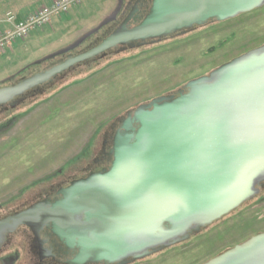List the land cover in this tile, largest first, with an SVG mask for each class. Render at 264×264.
<instances>
[{
  "label": "water",
  "instance_id": "water-1",
  "mask_svg": "<svg viewBox=\"0 0 264 264\" xmlns=\"http://www.w3.org/2000/svg\"><path fill=\"white\" fill-rule=\"evenodd\" d=\"M118 1L98 27L32 66L79 49L111 25ZM140 3L100 44L12 86L2 87L25 69L0 82V116L21 108L30 93L42 95V87L111 53L183 38L264 8V0H152L149 13L134 25ZM114 123L120 126L111 139L109 169L72 181L53 203L0 217V258L10 237L26 227L41 258L49 256L41 239L48 229L74 252L64 264H136L189 242L257 199L264 190V44ZM203 264H264V232Z\"/></svg>",
  "mask_w": 264,
  "mask_h": 264
},
{
  "label": "rangeland",
  "instance_id": "rangeland-1",
  "mask_svg": "<svg viewBox=\"0 0 264 264\" xmlns=\"http://www.w3.org/2000/svg\"><path fill=\"white\" fill-rule=\"evenodd\" d=\"M52 1L0 0V26L8 14L29 16ZM116 7L117 0H86L16 42L0 54V82L74 44ZM263 44L264 8L183 38L114 55L98 62L96 72L69 76L35 106L18 110L22 115L0 133V215L60 173L72 174L86 165L100 149L104 132L128 110L177 91ZM261 232L264 193L189 242L136 264H203Z\"/></svg>",
  "mask_w": 264,
  "mask_h": 264
},
{
  "label": "flooded vegetation",
  "instance_id": "flooded-vegetation-1",
  "mask_svg": "<svg viewBox=\"0 0 264 264\" xmlns=\"http://www.w3.org/2000/svg\"><path fill=\"white\" fill-rule=\"evenodd\" d=\"M137 1L138 0H123L116 20L108 27L102 29L97 35H94L89 40H87L79 49H76L75 51L63 57H59L55 60H51L40 65L39 69H35L31 72L27 71V73L23 71L20 75H17L13 81L6 83L2 87L12 86L23 78H28L33 75L42 73L45 70L60 65L69 57L79 55L80 53L85 52L87 49L100 44L103 39L110 35L113 30H115L124 21V19L127 17L130 10ZM151 4L152 0H141V3L139 4L140 11L138 13V19L136 24L134 25H138L149 13ZM128 6L129 8L127 9ZM118 7L119 1L117 0V7L114 12L117 10ZM112 56H114V54L111 53L108 58H111ZM77 70L78 69L69 73L68 75H63L62 77H59L58 79L54 80L49 85L42 87V95L41 93H30L21 108H30L35 106L49 91L54 90L56 87H59L60 84L66 80V78H68L72 73H76ZM21 108H19L18 110H20ZM18 110H15L13 112L10 111L11 113L9 112L0 116V133L6 131L9 126L11 127L17 121L18 117L22 115V113H17ZM5 115L10 116L5 118V120L1 119ZM119 126V123H113L108 129V131L104 132L100 149L96 152L95 157L92 158L89 162H87L86 165L80 167L79 170L74 171L72 174L65 175L63 173H60L61 177H56L51 183H48L47 185H45L44 188L40 189V191L24 197L17 204L5 210L0 215V217H5L21 212L36 203H41L44 201H49L53 203L59 199V197L57 196V192L61 188L69 186L72 181L85 178L93 172H100L103 169H109L112 161L111 157L108 155L110 151V143L113 135L115 134ZM104 139L106 140L105 145ZM41 239L45 241V245L43 246L44 250L49 252V256H46L44 258H41V255L39 254V249L35 248L34 235L31 230L26 227L20 228L15 235L10 237L9 245L5 249L3 256L0 258V264H64L67 260L73 257L74 252L67 250L57 240V238H55L50 233L48 229H45L41 233Z\"/></svg>",
  "mask_w": 264,
  "mask_h": 264
},
{
  "label": "built area",
  "instance_id": "built-area-1",
  "mask_svg": "<svg viewBox=\"0 0 264 264\" xmlns=\"http://www.w3.org/2000/svg\"><path fill=\"white\" fill-rule=\"evenodd\" d=\"M86 0H53L26 18L8 14L4 21L7 28L0 33V54L13 44L28 39L33 33L53 24L80 7Z\"/></svg>",
  "mask_w": 264,
  "mask_h": 264
},
{
  "label": "trees",
  "instance_id": "trees-1",
  "mask_svg": "<svg viewBox=\"0 0 264 264\" xmlns=\"http://www.w3.org/2000/svg\"><path fill=\"white\" fill-rule=\"evenodd\" d=\"M215 50H212V52H214ZM100 62V61H99ZM98 63V62H97ZM97 63H90V64H88V65H84V66H82L80 69H78L77 71H76V73H72L71 75H70V77L72 76V77H79V76H81V75H86V74H88V73H91L92 71H95L96 70V64ZM35 69V67L33 68V66H30V67H28V68H26V70H25V73H27V71L28 72H31V71H33ZM97 71V70H96ZM95 71V72H96ZM85 73V74H84ZM64 83V82H63ZM63 83H61L60 85H62ZM76 83H79V82H76ZM59 87H56L55 88V91H57L56 89H58ZM11 113V112H10ZM11 115V114H10ZM10 115H5L4 116V118H7L8 116H10ZM262 193H264V190H263V192ZM248 240V239H247ZM226 251V250H225ZM224 252V251H223ZM222 253V252H221ZM220 254V253H219ZM218 254V255H219Z\"/></svg>",
  "mask_w": 264,
  "mask_h": 264
},
{
  "label": "crops",
  "instance_id": "crops-1",
  "mask_svg": "<svg viewBox=\"0 0 264 264\" xmlns=\"http://www.w3.org/2000/svg\"><path fill=\"white\" fill-rule=\"evenodd\" d=\"M28 15V14H27ZM27 15H24V16H19L20 18H26ZM3 24L0 26V33L3 32L6 28H7V25L6 23H4V21L2 22Z\"/></svg>",
  "mask_w": 264,
  "mask_h": 264
}]
</instances>
